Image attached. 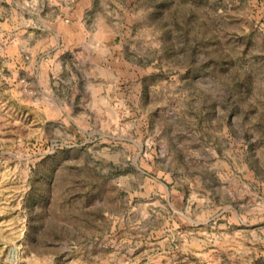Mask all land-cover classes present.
<instances>
[{
	"label": "rangeland",
	"instance_id": "rangeland-1",
	"mask_svg": "<svg viewBox=\"0 0 264 264\" xmlns=\"http://www.w3.org/2000/svg\"><path fill=\"white\" fill-rule=\"evenodd\" d=\"M0 264H264V0H0Z\"/></svg>",
	"mask_w": 264,
	"mask_h": 264
}]
</instances>
